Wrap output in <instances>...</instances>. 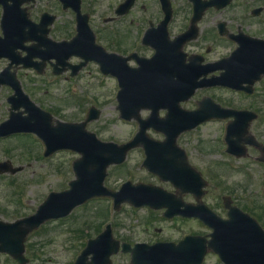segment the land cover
Returning <instances> with one entry per match:
<instances>
[{
	"label": "water",
	"instance_id": "95a60500",
	"mask_svg": "<svg viewBox=\"0 0 264 264\" xmlns=\"http://www.w3.org/2000/svg\"><path fill=\"white\" fill-rule=\"evenodd\" d=\"M14 9H18L24 0H12ZM64 1V0H61ZM77 12V30L79 35L68 44H54L59 52L58 58L64 60L63 49L74 47L83 51L80 36L81 18L78 2L68 0ZM127 4L123 5L126 7ZM48 15H43L41 24L50 23ZM41 24L38 26L40 27ZM163 33V32H162ZM170 46L174 48H166ZM178 42H159L156 54L150 60H141L138 69L117 70L113 72L120 86L117 95L118 111L124 120H137L139 130L135 138L124 145L99 142L94 134L85 130L88 121L98 117L97 111L91 110L85 122L80 124L51 125V118L37 110L18 121L12 118L6 122L4 129L16 133L32 132L38 135L46 145L47 154L59 149H70L81 156L72 164L75 179L70 182L69 190L62 193H52L38 208L37 213L27 219L13 224L0 222V253H8L16 260L22 261L23 241L26 235L49 219H58L68 215L73 208L94 197H111L114 207L118 209L122 203L134 207L148 206L152 209L166 208L167 218L180 214L184 217H195L214 229L212 241L204 237H187L177 245L173 243H158L153 246L136 245L134 249L122 245V252L131 254L130 264H201L208 250L212 249L225 264H264V233L253 222L236 221L234 225L217 219L200 200L206 182L200 174L191 169L186 162L184 153L176 147V138L184 131L192 130L199 124L212 118L233 117L234 121L226 129L227 152L237 157L244 155L241 142L253 144L251 139H243L247 127L254 115L246 112L225 111L204 99L195 111H185L180 103L188 100L196 88L202 71L199 67L186 66ZM179 57L167 58L166 54ZM118 65V63H117ZM223 73L213 84H219L232 89H243L251 92L255 81L264 76V42L246 39L240 47L226 60ZM177 71L176 79L174 72ZM212 83L208 82L207 84ZM243 84L248 87L243 88ZM205 86V84H204ZM143 109L151 113L146 120H141L139 112ZM166 110L165 118H159L158 112ZM153 129L165 135L163 142H155L148 138L146 131ZM2 134V133H1ZM234 137L237 139L234 140ZM137 146H142L146 159L143 166L163 181H169L179 192L192 193L198 204L184 205L175 196L165 191L142 184L133 186L125 183L118 192H112L103 186L106 169L111 164L123 162L127 152ZM264 154V149L261 150ZM173 161V162H172ZM2 172L21 169H11L10 163L0 164ZM176 200H175V199ZM183 206V208H182ZM182 208V209H181ZM208 244V247H207ZM119 243L111 239L110 227L89 241L87 247L77 258L75 264H110L109 257L118 252ZM91 260L87 262V256Z\"/></svg>",
	"mask_w": 264,
	"mask_h": 264
},
{
	"label": "rangeland",
	"instance_id": "374dc122",
	"mask_svg": "<svg viewBox=\"0 0 264 264\" xmlns=\"http://www.w3.org/2000/svg\"><path fill=\"white\" fill-rule=\"evenodd\" d=\"M82 1L85 8L93 7L98 17H104L112 15L110 9L120 0ZM34 11L36 19L45 11L57 16L52 39L59 41L73 35L71 13L62 12L54 0H36ZM95 21L100 24L99 18ZM93 24L97 31L100 26ZM117 26L123 28L124 19ZM136 38L134 35L130 42L133 43ZM200 43L201 40L196 45ZM225 46H218L220 54L229 51L220 49ZM123 51V47L117 50L118 53ZM70 62L77 63L76 60ZM46 79L50 80L49 77ZM33 88V100L61 121L82 122L91 106L97 108L100 115L96 121L87 124V130L101 141L122 144L137 132L136 122L119 119L115 100L117 83L111 78L100 76L92 65L67 81L53 79V84L46 85L43 79H38L37 86L33 85ZM202 97H210L224 107L247 108L256 112L259 117L252 122L249 131L259 142L264 143V80L255 85L252 97L221 90L199 91L183 107L194 109L196 101ZM140 114L145 118L148 112L142 111ZM226 124V121L204 124L181 135L178 144L185 150L191 165L208 183L202 199L204 204L219 213L222 197L233 194L240 200L257 203L259 220L264 224V167L249 158L258 155L252 148H248V158L239 160L225 153L224 142L220 140L223 139ZM148 135L153 139H162L161 135L152 130L148 131ZM2 147L4 150L0 151V159L6 157L13 165L31 163L32 167L13 177L6 176L1 181L0 220L12 221L32 214L50 192L67 189L68 182L73 179L70 164L77 158L76 154L60 152L48 159L40 158L39 153H42L43 148L32 137L14 138L5 141ZM30 152L28 158L26 153ZM142 160L140 149L131 151L122 165L109 168L105 186L117 190L129 180L132 183H150L172 191L169 184L160 182L141 168ZM14 192L17 193L16 197ZM184 200L193 202L189 196H185ZM111 205L110 200L94 199L76 208L67 218L44 225L33 237V243L39 247L42 259V263L36 261V264H73L86 241L100 233L106 224L111 225L114 238L129 244L177 242L186 235L207 233V229L196 220L175 218L167 221L162 218V211L133 209L128 205H122L118 212L113 213ZM111 260L112 264H128L129 256L119 253ZM203 264L219 263L215 256L208 254Z\"/></svg>",
	"mask_w": 264,
	"mask_h": 264
},
{
	"label": "flooded vegetation",
	"instance_id": "af4514ba",
	"mask_svg": "<svg viewBox=\"0 0 264 264\" xmlns=\"http://www.w3.org/2000/svg\"><path fill=\"white\" fill-rule=\"evenodd\" d=\"M120 1L110 9L111 16L98 17L95 8H85L83 1L81 7L82 11L89 16V24L96 43L100 44L107 54L127 58V63L131 67L135 66L138 57L149 58L154 54V50L145 45L142 39L147 31H151L154 35L161 33L158 26L163 24H166L170 38L184 36L183 40L186 42L183 51L186 60L192 57L199 58L202 65L213 64L228 57L230 47H235V44L243 40L245 36L264 40V0H127L129 6L126 7L125 16L121 18L115 16V10L125 0ZM28 13L29 19L36 23L35 11H32L31 8ZM97 18H99L100 24L95 21ZM121 19H124L123 28L117 26ZM93 23L100 26L97 31H95ZM54 29L55 26L51 28L50 34L54 32ZM27 31L24 29L23 32ZM134 35L137 38L131 43L130 39ZM200 40L201 43L197 46L196 44ZM19 42L14 44H19ZM26 45H31V43ZM219 45H226L220 49H229V51L220 54L218 52ZM120 47L125 48V51L118 53L117 50ZM11 55L15 60V54ZM24 55L25 53H20V57ZM103 57L107 58L108 55H103ZM109 59L116 60L113 57H109ZM10 64L9 60L0 58V124L8 115V109L11 106L9 98L15 94L12 86L4 82L5 77L12 84L17 81L23 93L32 100L34 96L32 90H35L33 85L37 86L38 78L52 76L51 61L46 63L41 70L42 75L39 76L33 69H23L21 66ZM219 73L220 71H216L207 77L217 76ZM3 141L0 139V143ZM250 159L264 167L263 163L257 162V158L250 157ZM222 201V208L218 209L220 217L228 218V209L225 207L235 206L253 217L264 228L257 213L259 209L257 203L240 200L235 195ZM26 254L29 260L28 264H35L33 261L35 253L26 247ZM2 258L0 264H18L14 260L7 261L6 257Z\"/></svg>",
	"mask_w": 264,
	"mask_h": 264
}]
</instances>
